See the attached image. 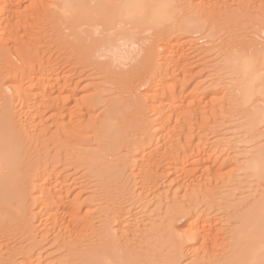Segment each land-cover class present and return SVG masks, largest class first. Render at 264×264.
Wrapping results in <instances>:
<instances>
[{
    "label": "rangeland",
    "instance_id": "374dc122",
    "mask_svg": "<svg viewBox=\"0 0 264 264\" xmlns=\"http://www.w3.org/2000/svg\"><path fill=\"white\" fill-rule=\"evenodd\" d=\"M168 1L160 31L147 21L133 30L122 23L137 44L132 57L151 51L153 74L142 81L69 45L75 32L59 0H0L11 9L0 25V111L20 141L19 176L28 192L15 234L0 237V259L229 264L236 230L248 231L252 208L264 207V177L248 167L264 156V121L251 131L242 86L231 79L232 51L264 50V0ZM101 26L103 37L116 38L118 30L109 35L111 26ZM160 47L169 49L168 67ZM144 55L131 67L143 65ZM159 74L165 79L152 99ZM147 154L161 167L146 182ZM42 185L58 199L44 223L35 200ZM188 223L201 236L187 239Z\"/></svg>",
    "mask_w": 264,
    "mask_h": 264
},
{
    "label": "bare ground",
    "instance_id": "6f19581e",
    "mask_svg": "<svg viewBox=\"0 0 264 264\" xmlns=\"http://www.w3.org/2000/svg\"><path fill=\"white\" fill-rule=\"evenodd\" d=\"M59 1H60V4L58 6L59 10L68 19V22L71 23L73 31L75 32L73 35H71V37L67 38V42L69 45L75 47L77 50L79 49L83 54H85L84 56H88L89 58L95 59V57L99 55L100 56L97 57L98 60L105 58L103 63L104 64L103 68H105L104 67L105 65L106 67L109 66L112 68L113 66L112 62H114L116 65L118 64L117 66L118 68L120 67L119 65L123 66L125 68V70L123 69L125 72V74H123L124 72L122 73L123 75L138 76L141 78L142 81H145L147 77L153 74L151 73L152 67L150 62L151 61L150 49L148 50V54L147 52L145 54L144 50H139L136 54V57L135 56L132 57L133 55L131 49L136 47L137 44L134 41L133 32H131L132 34H130L129 31L127 30V27L122 26V23L123 22L132 23L134 26L133 28H131V30H133L134 28L141 26V23H145L144 21H147L149 23L151 22V25H149V29L160 31L161 27L164 25V21L169 20L168 14L172 6L168 0H59ZM2 9H4V11H2ZM10 11L11 9L8 7V5H6L5 2L4 3L0 2V25L3 22V18L5 15L3 13L4 12L9 13ZM102 22L111 26V28L109 29L110 31L109 35L110 34L112 35L115 29L119 31L115 35L116 38L114 40L110 37H103L102 34L104 32L100 31L102 27L101 26ZM86 25H91V28H93L94 30L93 33L90 32L91 33L90 34L89 32L83 31L82 28L83 26ZM77 29L80 30L84 36L80 35ZM160 33L161 32L155 35L157 37H161ZM100 36L102 37L100 38ZM177 38H172V40L170 41L171 47H175ZM123 48L125 50H123ZM126 48L128 49V51ZM168 51L169 49L166 47H160L158 49L159 57L161 56V58H164L163 61H165V63L162 61V64L167 67L171 64L166 59L167 57L166 55L168 54ZM263 51L264 50L259 49L253 52L251 50L249 54H243V55H240L235 51L231 52V54L234 55L231 57H237L236 61L234 58L235 64L233 69L234 76H232L233 78H231L233 82L232 84H234L235 87H238L239 85L242 86L241 87L242 90L239 92L241 95L240 97H242V101H243L242 105L244 106V108L246 109L248 108L247 111L249 110L250 111L249 113H251L250 114L251 116H249L250 117L249 125L251 131L255 129L257 130L258 129L257 127L260 124H263L264 121V110H262L264 109L263 108L264 104L261 105L262 108L260 107L259 104L260 103L259 101H261L264 98V52ZM142 55H144L143 65H141L140 67H131V64L136 62V59L140 58ZM164 79L165 77L162 74H159V76H157L153 81L152 91L154 92L153 93L154 95H152V99L157 97L156 95L157 93H159L158 88L161 85V83L164 81ZM19 89H21V87H19ZM16 93L17 96L21 95L20 94L21 91H18ZM150 97L151 96L149 95V98ZM257 102L259 104V107L258 106L256 107L255 105L257 104ZM162 107L163 106L157 105L154 107V110L159 111L161 110ZM253 107L257 111H255ZM245 112L246 110L244 109V113ZM30 120L32 119L30 118ZM260 121L262 122L260 123ZM19 143L20 141H18V139L16 138L14 132L10 127V120L8 116L1 110L0 111V237L3 236L2 235L3 232L6 233L10 232L12 235L15 234L14 225L16 224V217L18 214L25 211L27 207L26 205L28 203V196H27L28 192L26 190L27 187L24 186V184H22L21 177L19 176L20 175L19 169L21 165H25V163L23 162L24 158H22V156H19V150H18ZM184 156L186 157V155ZM145 157L146 158L148 157L149 161L146 165H144L145 168L142 167L144 168L142 169L144 171L141 170L140 171L143 173L144 175L143 178L146 181L147 178L152 179L158 175L161 165L160 162H158V156L153 154H147V156ZM169 157H171V159L173 158L172 156ZM139 161H141V159ZM174 162L178 167H180L179 164L181 165L183 164V162L181 163L180 159L178 160L176 159ZM248 164H249L248 167H251V170L253 172L252 174H254L253 176H258V178L264 177V156L260 155L259 153L257 154L256 158H254ZM154 167L156 168L154 169ZM238 167L240 168V166ZM241 169L243 170L242 167ZM239 171L236 170L238 174ZM140 175L143 176L142 174ZM146 182H143L144 184L142 185L145 186ZM50 191H51L50 188H47V186L45 188L44 186L43 188H40L38 194L35 195L37 210L38 209L40 210V215L38 216L39 219H42L41 222L43 223H44L43 221L44 219L48 220L49 218H51L52 211L57 206V201H58L57 195L51 196ZM262 208L260 206L252 208L250 212L251 219H248L251 220L250 221L251 227L250 228L247 227L248 231L246 230L243 232L242 230L244 229L242 228L241 230L239 228L236 230L234 235L235 245H233L235 246L234 255L232 258H229L227 260L228 261L227 263L264 264V207ZM260 213H262L261 214L262 218L261 220H258L260 219L259 217ZM56 221L58 222L57 219ZM57 222L55 223L56 225L59 224ZM56 225H53V228L57 227ZM123 229L120 230L123 231ZM198 229L197 231L196 230L194 231L192 224L190 223L189 225L188 223L185 226V230H183L187 234L186 235L183 234V235L184 236L188 235L187 239H189V237L190 238L193 237L194 239V237L196 238L197 236L199 237V235L201 236ZM126 230H124L123 232L126 233L125 232ZM36 258L35 259L31 257L28 258L25 261V264H34V262L38 260ZM12 261H13V257L10 256L8 259H4V260L0 259V264H14V262ZM96 261H97L96 259L94 261H90L89 264H99Z\"/></svg>",
    "mask_w": 264,
    "mask_h": 264
}]
</instances>
